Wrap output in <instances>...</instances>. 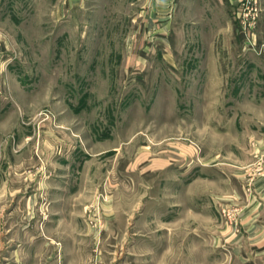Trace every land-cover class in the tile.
<instances>
[{
    "label": "rangeland",
    "instance_id": "obj_1",
    "mask_svg": "<svg viewBox=\"0 0 264 264\" xmlns=\"http://www.w3.org/2000/svg\"><path fill=\"white\" fill-rule=\"evenodd\" d=\"M151 2L0 0V264H264V0Z\"/></svg>",
    "mask_w": 264,
    "mask_h": 264
},
{
    "label": "built area",
    "instance_id": "obj_2",
    "mask_svg": "<svg viewBox=\"0 0 264 264\" xmlns=\"http://www.w3.org/2000/svg\"><path fill=\"white\" fill-rule=\"evenodd\" d=\"M152 1L153 5H155L156 8H158L160 12V19H165L169 17L168 15L171 13L172 9H175L174 7V0H149ZM157 5V6H156Z\"/></svg>",
    "mask_w": 264,
    "mask_h": 264
},
{
    "label": "crops",
    "instance_id": "obj_3",
    "mask_svg": "<svg viewBox=\"0 0 264 264\" xmlns=\"http://www.w3.org/2000/svg\"><path fill=\"white\" fill-rule=\"evenodd\" d=\"M169 17L165 18V20L167 19L168 20ZM161 20H164V19H161Z\"/></svg>",
    "mask_w": 264,
    "mask_h": 264
}]
</instances>
